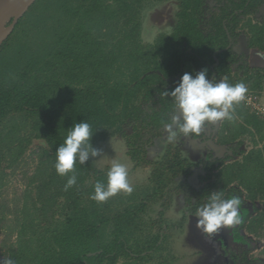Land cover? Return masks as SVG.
Segmentation results:
<instances>
[{
	"label": "trees",
	"instance_id": "1",
	"mask_svg": "<svg viewBox=\"0 0 264 264\" xmlns=\"http://www.w3.org/2000/svg\"><path fill=\"white\" fill-rule=\"evenodd\" d=\"M163 1L36 0L0 44V234L6 232L2 261L164 263L156 262L164 247L162 216L152 219L147 214L152 200L177 191L172 180L189 175L195 166L189 160L182 162L179 148H167L161 162L152 167L158 173L150 172L145 187L103 203L91 196L97 181L107 183L108 171L100 170L93 157L76 165L77 184L67 191L68 177L59 176L54 167L56 151L69 129L83 121L91 125L94 148L109 137L121 136L131 159L147 164L148 148L176 114L173 98L163 92L174 90L185 73L198 72L181 64L180 56L167 54L170 45L164 39L152 45L142 39L143 15ZM179 15L184 25L171 38L178 41L182 35L190 43L191 23L185 11ZM247 27L252 44L264 50V25L248 22ZM200 57L215 61L212 55ZM219 57L217 79L231 85L242 82L257 100L264 98L263 68L251 67L247 60L232 66V60ZM188 58V63L199 61L196 56ZM204 69L209 79L212 70L207 65ZM233 115L232 121L222 122L220 139L235 156L203 167L201 176L212 179L211 192L242 194L244 190L248 199L264 203V119L244 100L235 105ZM247 137L254 145L250 150L242 149ZM34 142L35 171L27 176L23 197L11 206L3 199L7 179L21 168ZM233 184L237 191H229ZM192 194L185 190L187 203ZM166 199L163 207L169 203ZM248 229L260 237L264 209ZM261 242L257 238L249 249L261 247ZM230 264H264V259L244 257Z\"/></svg>",
	"mask_w": 264,
	"mask_h": 264
},
{
	"label": "flooded vegetation",
	"instance_id": "2",
	"mask_svg": "<svg viewBox=\"0 0 264 264\" xmlns=\"http://www.w3.org/2000/svg\"><path fill=\"white\" fill-rule=\"evenodd\" d=\"M156 6H162L163 8H161V10L156 9ZM151 9L154 10V14L152 15L153 20L155 22L158 21L161 26L154 40L150 42L144 41L146 42L145 44L152 45L155 44L159 38L164 39L165 43L170 45L167 54L171 56H180L181 64L187 63L192 65L198 72L203 70L204 65H207V68L212 70L209 80L213 77H215L217 81L219 80L217 79L220 72L218 67L221 62L219 54L225 57V61L232 60V66H239L244 65L245 60H247L249 62L248 65H250V58L244 50L246 47L249 50L257 49L264 51L259 45L252 44L251 37L246 32L249 29V27H247L248 22L258 26L264 25V0H164L161 3H157ZM183 11H185L187 20L191 23L189 35L190 43L187 41L186 37L182 35L180 40L176 38L178 41L171 38L175 31H178L180 29L179 27L184 25H180L184 22L178 17L179 13ZM163 19L172 21L164 23L161 22ZM200 55H212L215 61L211 62L210 58L200 57ZM191 56H196V59L200 62L197 61L196 63V61H192L188 63V57ZM201 63H203L202 66ZM180 71H184V66H181ZM180 71L176 79L180 78L182 74ZM222 122L223 121L218 122L215 125H206L199 136L191 138H185L179 135L177 140L162 142L164 139L163 136L165 135L163 134L151 145L153 147L159 141L165 143L163 154L154 161H151L150 158L156 156L159 150L153 149L149 151V153L147 152V164L154 165L161 162L168 147L173 149L179 148L182 153L180 156L182 162L186 163L191 161L195 165L189 175L176 176L172 180V186L174 187L176 185L177 191L170 193L169 196H165L164 198L152 200V204L156 205L159 202L161 204L160 208H158L156 217L162 216L161 218L167 219L169 216L168 212L175 210L177 212V220H179L177 224H174V222L166 225H164V223L162 224V229L160 231L162 238L160 244H163V246L169 245L170 243L173 244L168 235L169 231L175 232L176 235L171 238L175 239L178 234L179 239H183L182 242H179L180 245L189 248L191 252L193 251L190 261L191 264H230L232 262L237 263L243 260L244 257L247 260L253 261L258 258L252 257V254L259 248H264V245H262L259 248L249 249L253 241L257 238L254 234H251L248 229L250 221L263 211L264 203L248 199L244 190L242 194H239L235 184L229 187V191L235 190L237 192H229V194L224 193L223 195L225 198H231L232 196H238L240 198V215L242 222L239 225L224 228L212 235H207L197 228L198 218L195 216V212L197 208L202 207L207 202L212 193L210 191L212 179L201 176L202 173H205L202 168L211 166L212 163L217 165L219 161L216 160L219 158L235 156V152L229 148V144L223 143L220 139ZM212 133L214 139L212 138ZM188 139H190L189 142L195 141L203 145L202 149H204V151L202 150V152H200L203 153V156H199L198 159L193 160L190 155L188 156L186 154L187 151L191 152L193 150L192 146L194 147V142L189 143ZM211 139L214 140L216 145L223 146L225 150L227 149V153H224L221 157H217L209 144V140ZM179 141L181 145L177 144ZM190 144H192V146ZM186 146L188 149H186ZM243 147L244 144L242 145V149H244ZM181 189L182 191L180 192L179 190ZM188 189L193 191L194 194H192L190 201L187 203V198L184 193L185 190ZM200 195H204L202 196V200H200ZM166 198L169 199V203L167 207H163L164 201L167 200ZM173 205H175L174 209H172ZM168 209H170V211H168ZM168 221H172L171 217L168 218ZM179 257L166 259L165 256L163 257L161 255V258L158 256L157 259L159 262L163 261L164 263L162 264H170L180 261L178 260ZM178 264L184 263L180 261Z\"/></svg>",
	"mask_w": 264,
	"mask_h": 264
},
{
	"label": "clouds",
	"instance_id": "3",
	"mask_svg": "<svg viewBox=\"0 0 264 264\" xmlns=\"http://www.w3.org/2000/svg\"><path fill=\"white\" fill-rule=\"evenodd\" d=\"M246 93L247 87L242 82L231 85L224 78L209 80L207 69L196 72L194 76L185 73L174 90L163 92V95L173 98L176 112L171 122L165 125L167 140L174 141L178 135L185 138L199 136L206 125L232 121L235 105L245 98ZM92 135L88 122L75 123L56 151L54 167L59 176L68 177L66 191L77 184L76 165H84L90 157L101 156V150L94 148L90 142ZM133 190L127 166L116 162L107 172V183H95L91 199L103 203L120 192L131 194ZM240 204L238 196L225 198L222 192L213 191L207 202L195 212L197 228L212 235L239 225L242 222ZM0 264H16V261L8 258Z\"/></svg>",
	"mask_w": 264,
	"mask_h": 264
},
{
	"label": "rangeland",
	"instance_id": "4",
	"mask_svg": "<svg viewBox=\"0 0 264 264\" xmlns=\"http://www.w3.org/2000/svg\"><path fill=\"white\" fill-rule=\"evenodd\" d=\"M161 8L163 7L156 6V9L161 10ZM173 9H174V6H173ZM153 14H154L153 9L146 11L142 19L143 23H142V28H141V36H142L143 41H146V42H150L154 40L155 35L157 34L161 26L158 23V21L155 22L153 20V16H152ZM169 21H172V20L163 19L161 22L168 23ZM164 134L165 135L163 136L164 139L162 140V142H166V141L168 142L167 132H165ZM212 138L214 139L213 133H212ZM213 139L209 140L210 141L209 144L211 145V148L214 150L216 156L221 157L222 155H224V153H227L226 152L227 149L225 150L223 146L216 145ZM189 141L190 139H188V142ZM189 143L194 144V147L192 146V144H190L193 148L191 152L186 150L187 151L186 154L188 156L190 155L191 159L196 160L199 158V156L200 157L203 156L202 155L203 153H200L202 152V150L204 151V149H202L203 145L198 144L195 141H191ZM164 144L165 143H161V141H159L153 147L151 146L148 148V151H147L148 153L149 151L153 149L159 150L156 156H154L153 158H150L151 161L158 159L163 154L164 148H165ZM177 144L181 145V142L179 141L177 142ZM253 147L254 145L251 143V140L248 137L245 138L243 148L245 150H250ZM127 148L128 147L126 145L125 138L121 136L109 137L106 141L101 142L100 144L96 146V149L101 150V156L93 157V158L95 160L97 167L102 171H108L111 165L116 162L125 164L128 168V179L133 189H135V187H145V185H147L146 183L149 181V176L151 174L150 172L158 173V171H156L155 168H152L153 167L152 164H141V165L136 164L131 159V157L127 154V151L129 149ZM186 149H188L187 146H186ZM36 151L38 150L36 147V142H34V144L30 146V148L27 150V153L24 155L22 159V163H21V168L18 171H16L15 174H11L7 179V183L4 188L5 190H4L3 199L9 201L11 206H13L12 203L14 199H21V197H23V190L25 189V182L27 181V176L31 175L35 171L36 159H37ZM228 161H231V160H228ZM26 172L28 173L27 175H26ZM164 182H167V179ZM152 186L153 184L151 185V187ZM174 187H176V185ZM151 190L152 188H150L149 191ZM124 194H125L124 192H120L117 195H124ZM20 203H22L21 200H20ZM160 205H161L160 202L157 203L156 205L155 204L151 205L150 206L151 208L148 210V214H147L148 217L152 219L155 218L158 214V208H160ZM174 208H175V205L172 206V209ZM168 211H170V209H168ZM168 215L169 216L167 217V219L162 218L161 225L163 223L164 225H166L171 222H174V224L178 223L179 220H177L178 217H177V212L175 210L173 211L171 210L170 212H168ZM169 217H171L172 221H168ZM175 235H176L175 232L169 231L168 236L172 240L173 244L168 243L169 245L164 246L163 250L159 254H161L163 257L165 256L166 259L182 256V257H179L178 260L182 261L184 264H191L190 261L192 259L193 251L191 252L189 248L183 247L182 245H180L179 242H182L183 239H179L178 234H177V237H175V239L171 238ZM254 236H256L258 240L261 239L262 241L261 243L262 245H264V230H260V237H257L256 234H254ZM5 237H6V232L2 231V233L0 234V248H1L2 242L5 239ZM252 257L264 259V248H259L257 251H255L252 254ZM2 259H3V251L2 249H0V261H2ZM180 261L170 263V264H178L180 263ZM156 262H159V260L157 259Z\"/></svg>",
	"mask_w": 264,
	"mask_h": 264
},
{
	"label": "water",
	"instance_id": "5",
	"mask_svg": "<svg viewBox=\"0 0 264 264\" xmlns=\"http://www.w3.org/2000/svg\"><path fill=\"white\" fill-rule=\"evenodd\" d=\"M36 0H0V44L14 30L18 20ZM245 40V38H244ZM245 47V46H244ZM251 67L264 68V51L244 49Z\"/></svg>",
	"mask_w": 264,
	"mask_h": 264
},
{
	"label": "built area",
	"instance_id": "6",
	"mask_svg": "<svg viewBox=\"0 0 264 264\" xmlns=\"http://www.w3.org/2000/svg\"><path fill=\"white\" fill-rule=\"evenodd\" d=\"M243 100L252 107V110L256 112L259 117L264 119V98H262L261 101L257 100V96L247 92Z\"/></svg>",
	"mask_w": 264,
	"mask_h": 264
}]
</instances>
